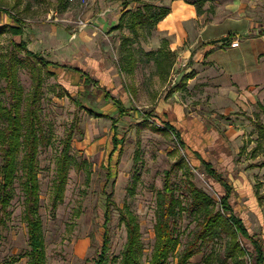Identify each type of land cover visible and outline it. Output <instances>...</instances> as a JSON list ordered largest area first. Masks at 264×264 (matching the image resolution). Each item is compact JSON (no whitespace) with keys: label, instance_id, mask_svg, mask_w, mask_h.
<instances>
[{"label":"rangeland","instance_id":"rangeland-1","mask_svg":"<svg viewBox=\"0 0 264 264\" xmlns=\"http://www.w3.org/2000/svg\"><path fill=\"white\" fill-rule=\"evenodd\" d=\"M136 1V4L129 6L124 5V0H87L86 3L80 0H0V25L14 24L17 19L24 22L23 36H14L9 29L0 33V67L11 52L20 59L17 62L18 76L25 94L32 88L30 64L33 61L27 59L24 50L15 46V43L26 41L29 49L67 67L53 69L57 72V78L43 71L41 106L44 132L39 145L37 171L46 264H93L90 259L97 255L103 241L108 193L112 194L116 204L109 223L111 244L108 264H120L126 241V228L120 211L126 208L136 215L140 223L142 263L150 264L156 241L154 227L157 192L163 186L165 169L181 155H185L197 168L184 166L177 169L173 175L176 194L189 205L191 196L187 180H190L214 198L216 210L220 208V197L224 189L208 175L200 159L193 155L197 138L205 148L206 153L203 151L202 155L208 157L217 170L233 184V193L237 197L235 200L244 198L239 191L245 189V176L241 173H248L247 178L253 183L255 190L254 183H258L256 196L262 212L259 217L251 212V223L248 224V220L245 222L255 238L264 244V147L253 150L258 142L257 123L264 124V107L240 111L238 116L230 118L222 114L220 118L217 117V121L211 119L212 122L207 118V129L201 136L176 125L188 144L187 150L180 148L171 132L163 133L152 129L151 119L143 121L144 112L152 108L155 110L163 95L170 101L176 100L172 90L177 89V99L181 101L182 97L187 103L185 95L180 96V91L185 90L184 85L175 87L185 66L176 52L169 81H163L155 72L154 60L146 55V52L159 48L163 37L156 36L154 29L148 26L140 25L138 35H135L129 23L119 28L113 27L118 23L117 18L125 7L131 8L130 12H136L146 10L145 4L148 3L156 7L161 5L155 3L165 4L164 0ZM254 6V17L264 26V0ZM129 16L127 14L125 20ZM219 30L220 33L235 31L242 46H245V28L241 23L226 21ZM126 38L132 40L125 47ZM127 50H134L135 56L125 62ZM222 53L229 54L233 51L226 50ZM92 58H103L105 65L110 68L109 74L114 77L113 83H102L100 76L88 71ZM125 63L131 65L130 72H126L127 69L120 71ZM76 67L80 69L76 71ZM86 74L92 76L90 82L83 80ZM123 90L127 93L125 104L140 110L138 117L135 113L118 117L112 100L104 97L106 91L119 97ZM0 99L6 101L5 80L1 75ZM78 100L99 113L107 112L111 117L94 116L86 108L79 106ZM75 115L80 119L82 132L74 135L71 149L73 161L68 170L62 199L52 208L57 159ZM112 120L118 121L119 132L125 137L123 151L117 159L118 164L114 158L113 167L110 165L112 168L108 170L102 163H105L112 148ZM155 122L163 124L160 120ZM2 126L3 121L0 120V128ZM233 129L240 133H235ZM18 161V172L13 185L14 197L7 209L6 222L0 229V262L5 264H28L29 261L28 227L23 212L22 152ZM107 172L112 173L110 179ZM259 195L263 196L261 202ZM233 202L236 214L244 218L242 210ZM201 219L199 211L186 210L182 214L176 232L179 241L167 264H181V257L193 241ZM231 239L230 229L221 230L213 239L207 240L202 249L185 264H255L257 254L251 242L238 237L240 246L246 251L242 254L239 249H232Z\"/></svg>","mask_w":264,"mask_h":264},{"label":"trees","instance_id":"trees-1","mask_svg":"<svg viewBox=\"0 0 264 264\" xmlns=\"http://www.w3.org/2000/svg\"><path fill=\"white\" fill-rule=\"evenodd\" d=\"M199 1V2H198ZM202 1L197 0V7L200 9ZM146 10H137L130 12L129 9H123L119 23L116 27H122L123 24L132 26L135 35H138L140 25L155 27L157 22L161 20L169 12L167 6L156 7L152 4H145ZM129 14V18L125 20V16ZM15 20V18H14ZM15 23H4L0 25V33L5 29H9L14 36H23L25 33L24 22L15 20ZM132 38H126V45ZM163 42L157 50L146 52V55L151 57L156 64V71L163 80H167L174 64V53L170 51ZM15 46L24 50L27 59L30 58L33 63L30 64L32 75V88L26 95L23 86L19 81L17 62L20 60L13 52L10 53L7 60L1 63L0 75L5 80L6 101L0 99V120L3 121V126L0 128V229L6 222L7 209L14 197L13 185L18 172V157L22 152V189L24 194V219L27 222L28 238H29V261L28 264H46V249L43 235L42 220L39 213L40 209V185L37 171V160L41 138L44 132V121L42 117L41 96L43 92L44 72L57 78L55 68L67 69L65 64L55 62L45 58L41 53L29 49L26 41L15 43ZM133 52V53H132ZM124 61H130L132 56H135L134 50H127ZM23 61V60H22ZM120 71L125 69L126 72L131 71V65L124 64ZM133 66V62H132ZM42 67L45 69L43 70ZM79 70V68H75ZM84 72H82V75ZM191 77V74L183 76L179 87L184 85V81ZM85 82H90L91 77L86 74L83 79ZM71 95V94H70ZM104 97L107 100H112L114 107L118 112V117L134 115L139 116L140 110L135 107H126L123 100L113 97L109 92H104ZM79 106L86 108L91 114L96 117H111L108 113L97 112L86 107V104L78 100ZM259 106H264L259 103ZM144 122L151 119L150 127L155 131L166 133L171 132L180 148L187 150L188 144L183 139L180 130L171 121L160 119L154 112L149 110L144 113ZM153 118V119H152ZM156 120H160L162 125H158ZM258 142L253 150H261L264 145V124L257 123ZM81 133L80 119L75 115L67 134L63 140V146L57 159L56 177L54 180L53 190V206L55 208L58 200L62 199V194L65 186V181L73 161L71 153L72 141L76 133ZM124 137L119 132L117 120H112L111 125V150L103 167L111 170L114 158L117 161L123 151ZM193 155L200 159L205 171L215 181H217L224 189L220 197V208H214V198L206 193L202 188H199L194 182L187 180V187L190 192L191 200L189 205L184 202V199L176 194V187L173 180V175L182 167H193V163L187 159L185 155L173 162L169 168L165 169L163 186L157 192V211L155 234L156 241L150 264H167L169 256L179 241L177 230L182 214L186 211H199L201 213V221L198 223L199 228L195 231L193 241L186 247L182 257L181 264H185L193 255L199 252L204 244L209 239H213L221 230L230 229L232 233V249H239L242 254L246 251L240 246L238 237L247 239L253 245L256 251L255 264H264V244L255 238L244 218L236 214L235 208L231 203V197L234 191L231 182L218 171L213 164L201 154L192 150ZM112 152V153H111ZM264 153V150L262 151ZM114 155V157H113ZM118 164V161L116 162ZM110 165L112 166L110 168ZM197 168V167H196ZM107 177L110 179L112 173L107 172ZM255 192L258 195V183L254 184ZM260 202L263 196H258ZM112 194H106L105 211H104V233L103 241L97 255L91 258L93 264H108L109 250L111 244L109 223L112 220V211L115 206ZM121 220L126 228V241L123 247L120 264H143L142 263V233L140 223L136 215L128 208L121 209ZM231 249V250H232ZM88 263V260H86ZM0 264H5L0 262ZM244 264V263H242Z\"/></svg>","mask_w":264,"mask_h":264},{"label":"crops","instance_id":"crops-1","mask_svg":"<svg viewBox=\"0 0 264 264\" xmlns=\"http://www.w3.org/2000/svg\"><path fill=\"white\" fill-rule=\"evenodd\" d=\"M136 2V0H132L131 3L124 0V5L131 6ZM164 2L165 4L155 3V5L167 6L169 12L152 28L153 32L156 36L163 37L161 45L165 40L168 49L174 55L177 52L178 59H181L182 65L185 66L180 81L175 87L179 86L183 76L191 74V77L184 81L185 90L180 91V96L185 95L187 103L182 97L181 101L177 99L176 89L172 90L176 100L170 101L163 95L161 100L157 99L156 109L150 110H154L159 118H163L162 120L171 121L175 126L201 136L207 129L205 121L212 122L211 119L217 121V117L220 118L222 114L226 118L238 116L240 111L255 110L259 103L264 105V26H261L254 17L256 14L254 4L260 0H204L200 9L197 7L199 2L197 0H164ZM125 9L131 8L125 7ZM121 15L117 18L118 23ZM226 21L242 24L245 28V46H242L235 31L220 33L219 28ZM118 23L113 27L118 28L116 27ZM235 40L239 41V45L232 47L231 42ZM226 50L233 53L223 54L222 52ZM86 62L88 63V59ZM88 68V71L100 76L102 83L105 81L111 83L114 79L113 75L109 74L110 68L105 65L103 58H92L91 67ZM155 72L160 77L156 70ZM168 79L162 80L169 81ZM125 90L119 97L113 96L122 99L124 104L127 100ZM160 104L163 107L160 108ZM125 106L128 107L126 104ZM234 131L240 133L239 130ZM196 141V148L193 150L203 156L201 152L206 153L205 148L198 138ZM203 157L210 161L208 157ZM210 162L213 164L212 161ZM241 175L245 176V179L243 177L245 189L239 191L244 198L242 200L241 197L240 201L235 200L237 197L233 193L231 203L235 207L233 202L235 201L237 208L242 210L241 215L245 216V221L248 220L250 224L251 212L259 217L262 211L257 202L253 183L247 178L248 173L244 172Z\"/></svg>","mask_w":264,"mask_h":264},{"label":"built area","instance_id":"built-area-1","mask_svg":"<svg viewBox=\"0 0 264 264\" xmlns=\"http://www.w3.org/2000/svg\"><path fill=\"white\" fill-rule=\"evenodd\" d=\"M82 3H86L87 0H80ZM239 45V41L238 40H235L233 42H231V46L232 47H237Z\"/></svg>","mask_w":264,"mask_h":264}]
</instances>
